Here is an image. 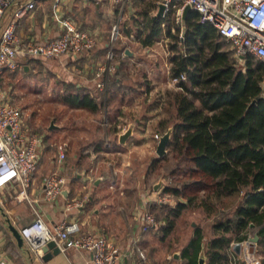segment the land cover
Listing matches in <instances>:
<instances>
[{"label":"crops","instance_id":"1","mask_svg":"<svg viewBox=\"0 0 264 264\" xmlns=\"http://www.w3.org/2000/svg\"><path fill=\"white\" fill-rule=\"evenodd\" d=\"M156 1L155 12L158 13L159 0ZM37 5L38 2L36 0L35 7L17 20V34L27 39L31 37L48 39L49 37L60 35L63 30V19L68 15L72 16L70 11L73 10L74 14L76 13L75 15L81 20L82 25L77 18H73L77 24L80 23L81 26L78 24L80 28L87 29L96 37V45L85 53L62 55L50 59L59 60V63L63 64L64 67L66 66L65 69L79 74L81 82H78L76 86L96 96L98 93L93 92L94 75L91 68L101 63L100 60L105 57L106 49L109 45L112 19L105 18L103 20L100 16L92 14V9L84 11L82 7L75 3V0H61L59 4H57L56 0H51V2L50 0H41L38 5L40 6L39 8ZM4 16L3 26L15 19L11 9L7 10ZM183 25L185 26V23ZM126 34L129 35V32H126ZM134 40L140 45V50L148 52L151 50L150 46L155 43L143 45L137 37H134ZM123 47H125L123 54L118 56V60L121 63L120 65L117 64L115 68H118V74H123L127 71L125 66L130 68L132 64L136 65L138 63L142 64L140 67L146 65V68L142 67L145 81L143 79L140 80V90L109 91L106 100L103 98V108L106 107L104 118L107 120L106 123L111 126L110 130L107 129L103 135L97 130V126L95 127L94 125L90 126V129H92V134L96 131L98 132L96 136L88 137L76 131L75 133H70L72 136L70 141H63V143L52 141V143L50 140H46L43 132H38V134H44V143L48 151L46 154L42 153L43 155L41 154L39 158L38 170L33 176L29 197L38 199L35 207L38 208L49 226H53L60 221H76L83 232L93 231L100 235L111 237L118 250L122 253L119 264H188V260L184 256V249L194 237L195 229L200 226L193 221V227L188 231L189 233L185 239H180L182 243L175 242L174 251L165 253L163 256L159 255L162 243L173 229L172 227L164 236L162 225L166 222V206L176 205L178 199L173 194L164 192V184L158 188H155V183L151 187L149 183L141 185L139 182L140 177H138L140 170H142L141 177L146 178L147 176L146 181H149L151 177L150 171L153 168L150 165L155 160L156 147L159 141L154 134H161L170 127L174 128L177 122L174 97L176 93L182 91V87L175 85L172 87L169 81L172 67L170 61L167 62L170 66L167 64L165 69L166 80H159L158 83H155L153 79L156 73L155 68L151 67L150 64L148 65V62L145 63L144 60V63L141 62L142 59L138 60L139 52L137 50L128 48L133 53L131 55L126 53L127 46ZM23 59L25 61V70L30 69L31 64L38 60L50 61V59L40 57H23ZM78 69H81V71ZM16 72L17 70L9 72L4 77V89L9 94L10 91L6 88L7 79ZM115 78V82L111 79L109 84L112 83L122 88L121 77L117 75ZM155 92L162 96L161 98L165 103L158 111L155 108V104L149 103L152 102ZM119 95L124 100L120 106L113 103ZM77 108L91 110L84 107ZM155 111L156 113H154ZM130 124H134L133 131L125 140V143H122L119 141V136L125 132ZM25 125L27 124L25 123ZM27 127L31 130L29 125ZM87 139L88 141L86 142ZM74 144L78 146L72 148ZM59 145L64 146L68 154L67 159L66 157L62 160L58 159ZM52 146L54 147L53 154L49 151ZM54 169L64 174L68 182L58 199L47 201L42 197V177ZM15 185L16 183L8 182L0 190V261L5 258L7 260L6 264H94L93 252L77 248L69 249L67 253L60 252L55 254L48 260L43 258L37 261L33 260L32 254L25 243L20 245L9 228L8 218H10L16 228L20 229L21 226L36 217L33 206L28 200L15 198L19 190ZM157 193L169 196L170 200L163 204L156 202L154 199ZM76 199L82 201L83 205L67 209L66 203ZM181 201L186 200L181 197ZM145 208L150 210L151 213L153 209L164 211V215L161 218H158L153 213L158 219L163 221V224L159 227L152 226L148 230L142 231V221L138 212L140 209ZM254 235L251 234L248 238ZM151 236H159V240L153 238L148 240ZM137 239L141 240L143 247L137 246L144 253L145 259L140 256L138 250L134 249L132 243H137ZM234 240H237L236 235H234L232 241ZM204 242L206 244L207 237H205ZM256 244L258 247V242ZM144 250L149 252L147 253V255L149 254L148 261ZM260 253H258L257 249L256 254L262 260L264 254L261 255ZM241 254V248L238 250L229 248L232 264L233 259L241 260Z\"/></svg>","mask_w":264,"mask_h":264},{"label":"trees","instance_id":"2","mask_svg":"<svg viewBox=\"0 0 264 264\" xmlns=\"http://www.w3.org/2000/svg\"><path fill=\"white\" fill-rule=\"evenodd\" d=\"M144 13L147 21L137 35L139 41L152 45L165 34L172 39L171 75L187 73L179 83L182 91L174 97L177 122L167 147L192 165L183 169L180 185L163 189L178 199L176 205L166 206L164 236L174 225L170 216L182 215L191 203L209 215L218 214L219 199L242 192L233 212L220 214L213 223L215 233L205 244L208 264H232L229 245L234 234L243 240L257 233L258 250L264 254V62L250 54L240 65L230 42L214 26L201 22L198 11L187 15L183 40L172 32L166 15ZM67 87L64 100L69 105L103 108L101 93L91 95L70 82ZM195 230L184 249L188 264H197L207 237L201 226Z\"/></svg>","mask_w":264,"mask_h":264},{"label":"built area","instance_id":"3","mask_svg":"<svg viewBox=\"0 0 264 264\" xmlns=\"http://www.w3.org/2000/svg\"><path fill=\"white\" fill-rule=\"evenodd\" d=\"M57 4L61 0H56ZM116 3H125L127 0H114ZM36 0H0V190L10 183H20L22 186L15 198L28 200L33 206L35 218L20 227L19 232L33 260L43 258V246L49 241H56L60 252L67 253L69 249H84L93 252L94 264H119L122 253L118 250L113 239L96 232H83L78 222L60 221L49 226L44 217L35 207L38 199L29 197L28 188L33 183V176L38 170L39 158L45 146L44 134L31 131L24 123L22 107L9 99V92L4 89V77L9 72L22 69L25 66L23 57H40L50 59L68 54L85 53L96 45V37L87 29H82L73 16L68 15L62 21L60 35L48 39H36L19 36L16 32V22L23 15L35 7ZM163 3V15L174 14L176 22L183 24V9L186 5L191 10L198 11L200 21L214 26L220 35L230 42L236 60L244 63L245 57L254 54L264 62V0H159ZM13 9L15 19L3 26L4 15L7 10ZM115 25L112 29V40L116 37ZM183 39V33L180 35ZM112 45L108 49L104 62L94 65L91 69L94 75V86L106 100L111 73L117 63ZM81 71V69H78ZM187 79V73L170 75L172 85L181 87V81ZM8 94L7 100L3 95ZM160 134L155 133L159 139ZM66 157V150L59 145L58 159ZM43 198L54 201L62 195L68 182L66 176L58 170H53L42 177ZM163 204L168 202L169 196L157 195L154 199ZM82 201L72 200L66 203L67 209L81 206ZM142 221L141 230L150 227H159L163 221L158 219L148 209L138 212ZM239 243L241 260L233 259V264H262L257 256V244L251 250L249 238L231 242V250L236 249ZM136 244V242H135ZM136 250L145 259L142 250L136 245ZM7 260L1 259L0 264Z\"/></svg>","mask_w":264,"mask_h":264},{"label":"rangeland","instance_id":"4","mask_svg":"<svg viewBox=\"0 0 264 264\" xmlns=\"http://www.w3.org/2000/svg\"><path fill=\"white\" fill-rule=\"evenodd\" d=\"M37 2L39 5L41 0H37ZM156 2V0H127L124 4H120L116 3L114 0H75V3L82 7L84 11L92 9L91 13L95 16H100L103 20L105 18L112 19L110 24L109 45L107 46L105 57L100 60V62L105 61L108 49L112 45L115 53L114 61L118 63V56L123 54L119 52V49L123 48V46H127L126 48H131L139 52L138 60L142 59L141 62H148V65L150 64L151 67L155 68L156 73L154 74L153 78L155 83H158L159 80H166L167 76L165 69L167 68V62L170 61V57L172 55L170 48L172 39L167 38L165 34H163L159 40L150 46L151 50L149 52L140 50V45L134 40V37H137V35L140 34L141 30L145 27L147 17L145 16L144 12L148 11L149 15L156 13ZM39 7L40 6H38V8ZM70 12L71 15L77 18V20L81 23V20L77 17V15H75L76 13L74 14L73 10ZM166 17L169 18L168 21L172 26L171 30L174 34H178L179 37L182 33L185 35V26L180 22H176L174 14H167ZM80 23L78 24L80 25ZM115 25L117 26L115 34L116 37L114 40H112V29ZM126 32H129V35L126 34ZM179 45H182L181 41L179 42ZM239 64L241 65L242 63L239 62ZM132 65L130 68L125 66L127 69L126 73L118 74V68H116L114 72L111 73V79H114L117 75L121 77L120 83L123 87L119 88L111 83L109 84L110 86L108 85L109 91L140 90V80L143 79V81H145L143 78L144 72L142 67L146 68V65L142 67H140L142 64L140 65L139 63ZM168 66H170V64H168ZM65 68L66 66L64 67L63 64L59 63V60L50 59V61L38 60L33 62L31 64V69H19L16 73H14V75H11L7 79L6 88H8L10 91V97L8 94H4L3 97L4 99H7L8 96L10 101L22 107L24 111L25 123L30 126L31 131H35L36 133L43 132L47 141H56L58 143L70 141L72 138L70 133H75L76 131L78 133H83L88 137L96 136L98 132L96 131L92 134V129H90V126L94 125L95 127L97 126V130L102 133L101 135H103L107 129L110 130L111 128V126L106 123L107 120L104 118V111L106 107L102 108V110L99 112H93L91 110L71 106L64 100L65 93L67 90H69L67 87L69 82L74 83L75 85H77L78 82H81L79 74H76V72L69 71ZM173 86L174 85H172V87ZM71 87L73 88V86ZM93 92L99 93L100 91L94 86ZM121 97L122 96L120 95L117 96L113 103L118 106L122 105L121 103L124 100H122ZM161 97L162 96H159L158 92H155V94H153L152 102H149L151 104H155L157 111L161 106L165 105L164 100H162ZM154 113H156V111ZM108 121L110 122L109 118ZM52 122L54 126L51 129L50 127ZM87 141L88 139L86 142ZM76 146L78 145L74 144L72 148ZM167 148V153L162 155V157H159L157 154H155V160L152 162L153 165H150V167L153 169L151 168L152 171H150L151 177L149 181H146V175V178L141 177L142 170L139 171L138 177H140L139 182L141 185L149 183L151 187L154 183L156 185L159 183L161 185L164 184L165 186L167 184L180 185L182 183L184 178V175H182L183 169L192 164L186 157L179 155L169 147ZM47 151V146H45L41 154H46ZM49 151L51 154H53L54 147H50ZM67 156L68 154L66 152V159ZM15 186H17L16 188L18 189L22 187L18 182H16ZM29 189L30 188H28V193ZM157 195L162 194L157 193ZM242 195L243 193L241 192L236 193V195L226 196L219 199L217 201V211H219L218 214L209 215L207 211H205L204 207H198L195 206L194 203H191L188 207L183 209L182 215L178 216V218L171 215V217H173L175 220V224L171 233H169V235L166 237V240H164L162 243L159 255L163 256L165 253L174 251V243H182L180 239H185L189 233L188 231L193 227V221L196 223V225L202 226L204 233L207 235V240L211 238L215 233V229H213V223L215 222L216 218H218L220 214L232 213ZM152 213L156 214L158 218H161L164 215V211L161 212L160 210L156 211L153 209ZM152 238L159 240V236H151V238H148V240H152ZM132 244L134 249H136V245H139L141 248L143 247L141 240L138 239L136 244L134 242ZM144 252L146 255L149 253L148 250H144ZM259 252L260 251L258 250V253ZM260 254L262 255L263 253ZM148 260L149 254L147 255V261Z\"/></svg>","mask_w":264,"mask_h":264},{"label":"water","instance_id":"5","mask_svg":"<svg viewBox=\"0 0 264 264\" xmlns=\"http://www.w3.org/2000/svg\"><path fill=\"white\" fill-rule=\"evenodd\" d=\"M163 8H164V5L163 3H159V8H158V13L159 14H163ZM191 10V6L190 5H186L185 8L183 9V23H185V20H186V17L187 15L189 14ZM126 53L128 54H133L132 52H130V49L126 48ZM133 125L134 124H130V126L125 130L124 133H122L120 136H119V141H121L122 143H125V140L129 137V135H131L132 131H133ZM54 126L53 122H52V125H51V129L52 127ZM173 127H170L168 130H166L164 133H161L160 137H159V142H158V145H157V148H156V154L157 156L159 157H162V155H165L168 151V143L170 142V137H171V134H172V131H173ZM161 184H157L155 185V188H158L160 187ZM8 221H9V228L11 229L13 235L16 236L18 242L20 245H23L24 243V238L22 236V234H20L19 232V228H16L12 221L10 220V218H8ZM250 240V245H251V250H254V245H256V243L258 242L259 240V235L257 233H255L254 236H251L249 238ZM236 249H240V245L239 243H237V245L235 246ZM201 252L199 254V258H198V262L197 264H207V254H206V248H205V242L203 241L202 242V245H201ZM43 252H44V255H43V259L44 260H48L50 258H52L55 254H58L60 253V249L59 247L56 245V241L52 240V241H49L47 244H45L43 246Z\"/></svg>","mask_w":264,"mask_h":264}]
</instances>
